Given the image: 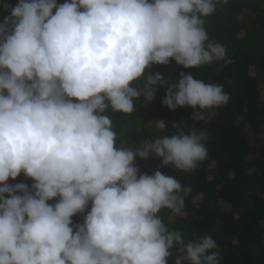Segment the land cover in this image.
Masks as SVG:
<instances>
[{"label": "clouds", "instance_id": "obj_1", "mask_svg": "<svg viewBox=\"0 0 264 264\" xmlns=\"http://www.w3.org/2000/svg\"><path fill=\"white\" fill-rule=\"evenodd\" d=\"M227 3L18 0L11 7L0 22V264H167L174 246V264H220L210 235L185 241L159 215L181 214L191 189L159 170L138 175L134 163L151 154L190 172L207 158L208 133L173 125L166 134V122L153 120L159 135L135 149L117 147L108 113L132 115L134 101H151L158 87L170 110L198 109L192 121L225 105L221 85L183 72L166 83L146 69L170 59L186 69L223 60L226 49L209 40L205 18ZM22 172L31 188L6 183ZM89 202L83 223L73 225Z\"/></svg>", "mask_w": 264, "mask_h": 264}, {"label": "trees", "instance_id": "obj_2", "mask_svg": "<svg viewBox=\"0 0 264 264\" xmlns=\"http://www.w3.org/2000/svg\"><path fill=\"white\" fill-rule=\"evenodd\" d=\"M65 2L69 0H56L57 5ZM17 3L0 0V22ZM205 19L209 40L226 49L223 60L186 69L170 59L167 65L153 64L146 72L161 74L166 83H175L183 72L221 85L229 95L225 105L206 110L202 120L192 121V113L198 109L185 106L170 110L162 104L164 88L158 87L151 101L144 97L134 101L132 115H108L117 133V147L135 149L159 135L153 120L166 122V134L176 131L173 125L184 127L185 132L205 130L207 158L195 169L180 171L162 165L161 158L150 154L148 159L135 158L138 175L159 170L191 189L181 214L174 215L168 209L159 213L167 227L180 231L185 241L210 235L219 246L220 264H264V0H228ZM143 79L137 82L141 86ZM6 183H24L31 188L34 181L22 172ZM90 209L91 202L83 213L74 214L70 218L73 225L82 224ZM171 252L167 264H174L180 255L175 246Z\"/></svg>", "mask_w": 264, "mask_h": 264}]
</instances>
